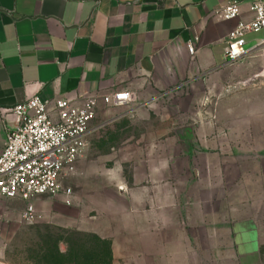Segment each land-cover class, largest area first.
Returning <instances> with one entry per match:
<instances>
[{
    "label": "crops",
    "instance_id": "crops-1",
    "mask_svg": "<svg viewBox=\"0 0 264 264\" xmlns=\"http://www.w3.org/2000/svg\"><path fill=\"white\" fill-rule=\"evenodd\" d=\"M229 1L0 0V154L7 131L14 126L8 111L32 95L43 101L68 97L81 104L86 96L130 90L143 105L186 83L192 92L201 86L214 94L201 104L205 112L199 113L194 132L187 133L189 156L221 153L214 142L227 139L225 116L232 129L246 118L258 134L256 139L263 140L264 75L259 72L263 58L253 50L263 34H246L248 54L229 65L224 55L229 32L238 20L252 17L251 0H241L240 16L222 19L219 11ZM190 43L194 55L188 51ZM248 77L251 82L242 84ZM196 82L201 85H193ZM225 86L231 89L222 98L217 94ZM120 106L99 100L93 125L102 126L111 118V108ZM234 134L241 137L233 130L225 135L240 138ZM209 165L207 161L204 179L211 176ZM227 171L222 168L215 182L200 181L202 189L254 186L263 190L262 195L247 200L246 207L237 197L201 196L197 198L199 226L212 238L213 252L220 258L225 251L235 264H264V167L255 168L246 185L231 180ZM190 199H183V204H191ZM174 201L167 199L168 204ZM24 207L21 198H0V264H11L8 243L16 233V221H22ZM167 215L162 211L154 218V264H178L175 243L180 236L172 231L184 233L186 222L181 225L175 217L166 219ZM155 220L166 221V232ZM133 233L142 240V230ZM131 253L137 255L138 250Z\"/></svg>",
    "mask_w": 264,
    "mask_h": 264
},
{
    "label": "rangeland",
    "instance_id": "rangeland-1",
    "mask_svg": "<svg viewBox=\"0 0 264 264\" xmlns=\"http://www.w3.org/2000/svg\"><path fill=\"white\" fill-rule=\"evenodd\" d=\"M259 72L264 75L263 69ZM190 86L186 83L162 94L155 103L153 99L141 105L136 97L131 105L111 108V118L90 136L75 170L62 179L63 188H70L71 194L66 196L61 191L36 196L34 204L42 218L33 223L16 221V233L8 243V261L154 264V218L163 211L171 215L166 219L175 217L181 225L186 222L184 233L172 231L180 236L175 243L178 264H235L230 253L224 251L220 258L213 252L212 238L199 226L197 198L232 196L246 207L247 200L261 196L263 190L254 186L204 190L200 181L215 182L226 166L231 180L248 184L246 180L255 168L264 167V139H256L258 134L246 118L232 129L230 118L225 116L223 132L227 139L214 142L221 153L189 156L187 133L194 132L199 113L205 112L202 106L211 99L209 96L214 97L205 87L198 86L192 92ZM230 89L225 86L217 95L224 98ZM120 114L124 117L116 118ZM232 130L241 137H226ZM207 161L211 176L204 179ZM214 170L219 172L212 173ZM168 198H175L174 203L168 204ZM185 198H191V204L184 205ZM155 221L166 232V221ZM134 230H142L141 241L140 234L135 239ZM94 234L110 240L111 257ZM227 240L223 238L224 245ZM135 248L137 255L131 253Z\"/></svg>",
    "mask_w": 264,
    "mask_h": 264
},
{
    "label": "built area",
    "instance_id": "built-area-1",
    "mask_svg": "<svg viewBox=\"0 0 264 264\" xmlns=\"http://www.w3.org/2000/svg\"><path fill=\"white\" fill-rule=\"evenodd\" d=\"M250 19L238 20L230 30L224 55L232 65L248 54L246 34H263L259 45L253 50L260 51L264 71V0H251ZM241 0L227 2L219 11L224 20H234L240 16ZM188 51L195 54L193 43ZM251 78L242 81L249 84ZM136 99L133 91L86 96L81 104L71 98H55L43 101L32 95L8 111L14 126L7 131L6 143L0 154V198H21L25 207L21 220L37 222L42 215L37 210L34 199L42 194L56 195L63 191L71 194L70 188H63L62 179L75 170L79 158L84 153L89 136L101 125L94 126L99 100L106 104L120 106ZM53 112L57 118H53Z\"/></svg>",
    "mask_w": 264,
    "mask_h": 264
},
{
    "label": "trees",
    "instance_id": "trees-1",
    "mask_svg": "<svg viewBox=\"0 0 264 264\" xmlns=\"http://www.w3.org/2000/svg\"><path fill=\"white\" fill-rule=\"evenodd\" d=\"M95 238L98 241V243H100V244L102 243L105 246V248L107 249V251L109 252L110 257H111V243H110V240L100 238L97 235H95ZM94 264H96V263H94ZM97 264H99V263H97Z\"/></svg>",
    "mask_w": 264,
    "mask_h": 264
}]
</instances>
